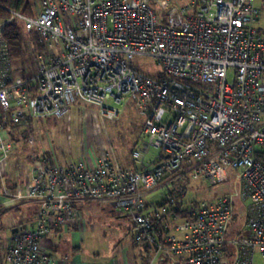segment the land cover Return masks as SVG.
<instances>
[{"label":"built area","instance_id":"1","mask_svg":"<svg viewBox=\"0 0 264 264\" xmlns=\"http://www.w3.org/2000/svg\"><path fill=\"white\" fill-rule=\"evenodd\" d=\"M37 6L33 17L14 13L43 47L31 51V77L0 71V194L8 208H34L33 219L3 247L4 263H56L42 239L55 228L82 225L85 201L127 216L134 243L146 253L142 264L264 258V0H39ZM141 59L158 63L161 75H147ZM127 100L144 118L146 139L132 156L140 162L157 149L151 167L123 168L109 155L95 166L85 159L63 163L49 149L32 153L24 181L8 184L12 124L30 128L63 118L79 102L115 120L121 113L115 104ZM34 139L31 133L25 142ZM230 178L236 187L216 200L187 198L195 183ZM164 187L167 200L150 210L147 196ZM236 218L244 224L234 235Z\"/></svg>","mask_w":264,"mask_h":264},{"label":"rangeland","instance_id":"2","mask_svg":"<svg viewBox=\"0 0 264 264\" xmlns=\"http://www.w3.org/2000/svg\"><path fill=\"white\" fill-rule=\"evenodd\" d=\"M32 2L35 3L36 15L39 10L37 6L39 0H32ZM261 24L264 25V22ZM2 31L3 28H1L0 36ZM24 31L26 32L25 29ZM24 61H15V66L20 69V73L25 75L30 73L31 68L34 67L33 56L30 54L29 59L25 57ZM139 62L141 69L147 75L151 77L161 75V67L154 60L141 59ZM13 75L16 74L13 72ZM229 79H231V75ZM115 105L121 109L119 117L115 120L99 115L94 105L79 102L72 105L68 114L63 118H48L50 120L38 121L36 125L31 127L35 138L33 144L10 134L15 141V147L8 166L9 181H15L14 179L24 181L23 165L29 163L30 160L32 161V153H40L49 149L57 154L55 155L61 162L66 163L78 160L80 149L83 146L87 148V145L89 147V143H91V147L88 149H91L96 157L109 155L113 162L119 166L126 163L134 148L141 150L144 146L145 139L142 134L144 118L130 100ZM17 134L20 137L19 132ZM157 155L158 150L151 148L147 158L154 160ZM16 168H18V174H14ZM235 187L232 178L227 182L211 185H205L200 181L188 190L187 198L190 201L216 200L223 194L233 191ZM169 189V187L157 189L147 196V200L154 205L150 210H154L157 206L165 203ZM18 207L17 210L0 215V241L11 234L12 224L26 223L30 219L29 213L32 205H18ZM92 210L93 218L86 224V230L77 232L79 235L77 243L81 247L82 257L87 260H96L97 258H100V261L111 260L115 256L117 243H130L133 240V233L131 231L129 233L130 221L128 218H120L119 215L112 214L109 210L103 209L95 203L92 204ZM85 218L89 221L87 216ZM240 224H244V219L236 218L232 221L230 228L234 231V235L240 228ZM73 241L74 239L70 235H64L63 244L66 249H72ZM3 244L6 245L7 243ZM255 264H264V258L259 253L255 256Z\"/></svg>","mask_w":264,"mask_h":264},{"label":"crops","instance_id":"3","mask_svg":"<svg viewBox=\"0 0 264 264\" xmlns=\"http://www.w3.org/2000/svg\"><path fill=\"white\" fill-rule=\"evenodd\" d=\"M38 4H39V2H38ZM15 64H16V62L14 60L13 61L14 71L13 72L16 74V76H22V77H27V78L31 77V75H32L31 72L33 69L31 70L30 73L24 75L22 72L20 73V69H17L18 67H16ZM13 72H12V74H13ZM42 121L44 122L46 120H42ZM142 134H143V132H142ZM143 137H144V134H143ZM145 143H146V139L144 142V146L141 149H144ZM90 144L91 143H89V147H91ZM89 147L87 145V148L83 146L82 149H80V154H79L80 158L79 159H85L89 163V165L95 166L97 163V158L99 156L96 157L91 152V149H88ZM134 150H139V149L134 148L133 151ZM133 151H132V153H133ZM149 152H150V149H148L145 156L143 157L142 160H140V162L137 160H134V158L131 154V157L128 159V161L126 163H124L123 165H121V167L129 168V169H135V170H141L144 168L151 167L152 162L154 160L153 159L148 160L147 154ZM29 163H30V161H29ZM29 163H26L25 166H29ZM23 169L25 171V177H26L27 169H25V167H23ZM17 171H18V169L16 170V172ZM16 172H15V174H16ZM8 184L12 186L13 183H12V181L8 180ZM195 184L192 185V188L195 186ZM93 203L97 204L99 207H101L103 209L109 210L112 214L119 215L120 218H127V216H125L124 214L116 212L114 209H112L111 207H109L108 205H105L103 203L94 202V201H85V202L80 203L79 206L81 208V214H82V220H83L82 225L75 224V225H69L68 227L55 228L53 231H51V233L48 235V237L42 239V246H43L44 252L46 254L54 257L57 260L56 263H48V264H142L143 261L146 259L145 250L142 249L141 247H138L134 243L133 240L130 243H122V242H120V244L117 243L115 245V247H116L115 256L111 260L100 261V258H97L96 260L95 259L94 260L93 259L87 260V259H84L82 257L81 247L77 243V238L79 237V235H77V232L79 233L81 231L86 230L85 229L86 224L89 223L91 221V219L93 218L92 217V213H93L92 204ZM18 208L19 207H15V208L9 207L8 208L6 205V199L3 197V194H0V215L4 214L5 212H8V211L17 210ZM29 216H30V219L27 222H30L33 219V216H34V208L33 207L30 209ZM85 216H87L89 218V221L87 220V218H85ZM19 224H23V222L19 223ZM19 224H12L11 234L9 236L4 237L3 240L0 241V264H5L4 263V250H2L5 245L3 243H5V242L7 243L9 241V239L11 238V236L13 234L14 229L17 226H19ZM129 227H130L129 228V233H130L131 223H130ZM67 234L70 235V237L72 239H74V241H73L74 246L72 247L71 250L66 249L64 247V244H63L64 235H67Z\"/></svg>","mask_w":264,"mask_h":264},{"label":"trees","instance_id":"4","mask_svg":"<svg viewBox=\"0 0 264 264\" xmlns=\"http://www.w3.org/2000/svg\"><path fill=\"white\" fill-rule=\"evenodd\" d=\"M34 6L35 3H33L32 0H0V23L5 22L0 36L1 72L12 73L14 71L12 66L14 60L24 61L25 57L29 59L31 51L36 53V51L43 50L42 44L39 41V36L34 32H25L24 24L21 19L14 16L15 14H20L33 17L35 16ZM11 15L15 18L11 19ZM27 34L29 35L27 36ZM31 64L30 66L32 67ZM33 68H31V70ZM17 132H19L20 137ZM31 133V127L26 128L20 123L11 125L10 134L15 138H23L26 140Z\"/></svg>","mask_w":264,"mask_h":264},{"label":"water","instance_id":"5","mask_svg":"<svg viewBox=\"0 0 264 264\" xmlns=\"http://www.w3.org/2000/svg\"><path fill=\"white\" fill-rule=\"evenodd\" d=\"M17 231V228L14 229L13 233H15Z\"/></svg>","mask_w":264,"mask_h":264}]
</instances>
